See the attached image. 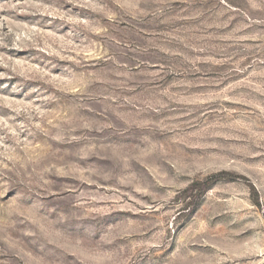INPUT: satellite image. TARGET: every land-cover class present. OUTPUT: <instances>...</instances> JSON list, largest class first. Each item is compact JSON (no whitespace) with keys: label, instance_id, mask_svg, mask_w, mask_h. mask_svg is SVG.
Returning <instances> with one entry per match:
<instances>
[{"label":"rangeland","instance_id":"rangeland-1","mask_svg":"<svg viewBox=\"0 0 264 264\" xmlns=\"http://www.w3.org/2000/svg\"><path fill=\"white\" fill-rule=\"evenodd\" d=\"M0 264H264V0H0Z\"/></svg>","mask_w":264,"mask_h":264},{"label":"trees","instance_id":"trees-1","mask_svg":"<svg viewBox=\"0 0 264 264\" xmlns=\"http://www.w3.org/2000/svg\"><path fill=\"white\" fill-rule=\"evenodd\" d=\"M235 179H245V178L242 175H237L227 171L216 172L206 177V179H204L203 181H197L192 183L185 189V192H187L191 197L193 192H199V193L205 192L210 185H212L214 182L218 180H235Z\"/></svg>","mask_w":264,"mask_h":264}]
</instances>
